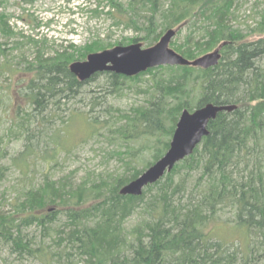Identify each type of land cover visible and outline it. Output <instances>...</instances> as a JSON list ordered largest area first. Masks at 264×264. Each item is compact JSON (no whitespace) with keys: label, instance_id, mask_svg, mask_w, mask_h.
Listing matches in <instances>:
<instances>
[{"label":"trees","instance_id":"1","mask_svg":"<svg viewBox=\"0 0 264 264\" xmlns=\"http://www.w3.org/2000/svg\"><path fill=\"white\" fill-rule=\"evenodd\" d=\"M7 1L0 0V6ZM103 1L107 10L101 7ZM234 4L235 0H99L90 9L92 17L106 14L115 25L131 28L137 34L128 41L142 40L147 46L167 30L192 21L184 42L172 44L176 51L193 60L219 47L221 60L208 69L167 65L132 77L107 73L117 89L127 81L152 75L148 102L122 114L119 125H107L138 144L127 165L130 174L117 177L111 188L99 184L74 188L60 181L26 188L13 213L0 212V243L24 248L39 257L41 264H264V38L248 41L231 24ZM195 18L202 22L199 39L194 35ZM9 21L0 13V33L5 38L17 35ZM263 26L264 9L259 24L264 32ZM125 40L117 43H129ZM114 44L97 34L82 50L71 42L52 56L37 51L27 68L34 73L26 92L31 109L18 123L28 143L13 159L15 163L29 168L30 158L37 156L42 133L32 125L39 115L45 117L50 107L60 105L61 97L70 96L88 81H79L69 64ZM208 103L237 108L211 120L209 134L193 153L141 195L120 194L124 184L168 150L181 112ZM87 123L96 127L88 118ZM54 135L52 141H45L44 152H53L48 159H54L62 148V140H55ZM188 185L198 190H189ZM153 189L156 192L150 195ZM225 209H231L233 227L244 236V254L240 243L217 240L209 228ZM138 210L139 220L127 229L125 220ZM33 225L45 235L53 229L57 247L32 249L23 231Z\"/></svg>","mask_w":264,"mask_h":264},{"label":"rangeland","instance_id":"2","mask_svg":"<svg viewBox=\"0 0 264 264\" xmlns=\"http://www.w3.org/2000/svg\"><path fill=\"white\" fill-rule=\"evenodd\" d=\"M98 2L99 0H8L0 6V13H5L9 17V23L17 33L10 38H5L0 33L1 213H13L18 197L32 185L60 181L63 185L74 188L78 185L92 187L97 184L104 187L109 185L111 188L115 185L117 177L130 174L127 165L133 158V151L138 144L130 138L122 137L119 132L109 129L107 125L113 123L119 125L122 114L130 113L137 106L148 102L151 97V74L127 81L119 89L117 84L110 81L107 75L109 72L89 79L75 93L61 97L59 106L50 107L44 113L45 117L39 115L37 123H33L32 127L42 133V143L36 149L37 156L30 158L31 166L25 168L13 160L28 143L18 123L21 121L20 116L31 109L26 92L34 73L27 68L32 65L30 61L34 60L38 50L42 49L46 56H52L56 50L66 48L71 42L82 50V47L97 34L106 38L109 43H115L114 46L133 43L128 39L137 33L131 28L115 25L113 19L106 14L99 17L91 16L90 9L95 8ZM101 7L107 10V1H103ZM263 9L264 0H235L231 24L245 33L246 40L264 38V32L260 31L259 27ZM191 22L187 21L176 29L177 33L171 40V48L175 49V45L184 42L192 28ZM197 22L194 35L199 39L203 28L202 22ZM30 38L39 41L38 45L30 43ZM124 38L125 42L129 43H117ZM17 41L24 45L21 48L16 47ZM139 42L143 43L144 48L147 46L142 40ZM261 63L264 65V56ZM86 117L91 125L93 121L96 123L94 129L88 125ZM52 134H55V140H62V143L60 142L62 148H59L60 153L58 152L54 159H48L46 157L50 158L53 152H44L45 141H52ZM148 155L147 152L146 156ZM188 186L189 190L195 189V192L198 190L196 185ZM155 192L156 189H153L149 193L153 195ZM139 210L134 211L125 220L127 229L133 227L139 220ZM232 214L231 209H225L221 212L220 218L210 222L209 228L217 240L228 245L240 243L244 254V251H247L244 236L234 229L231 222ZM57 222L53 227L57 226ZM43 231L36 225L25 228L23 235L26 243L30 244L32 249H37L41 245L50 246L51 249L48 250H53L57 247L54 230L49 229L50 234L47 235ZM41 262L39 257L25 252L22 247L16 248L7 243H0V264Z\"/></svg>","mask_w":264,"mask_h":264},{"label":"water","instance_id":"3","mask_svg":"<svg viewBox=\"0 0 264 264\" xmlns=\"http://www.w3.org/2000/svg\"><path fill=\"white\" fill-rule=\"evenodd\" d=\"M176 29L167 30L154 45L143 47L141 42L129 45H117L100 51L90 52L86 59L69 64V69L79 81H87L101 72H112L128 77L136 76L150 68L162 65L196 66L208 69L217 65L221 58L220 49L189 60L173 48L170 42ZM236 105H218L208 103L194 111L185 109L176 124L170 147L154 164L148 167L136 179L120 189L122 195H141L149 184L160 180L174 166L191 155L194 149L209 134L208 124L220 112L233 111Z\"/></svg>","mask_w":264,"mask_h":264},{"label":"bare ground","instance_id":"4","mask_svg":"<svg viewBox=\"0 0 264 264\" xmlns=\"http://www.w3.org/2000/svg\"><path fill=\"white\" fill-rule=\"evenodd\" d=\"M190 60V59H189Z\"/></svg>","mask_w":264,"mask_h":264}]
</instances>
